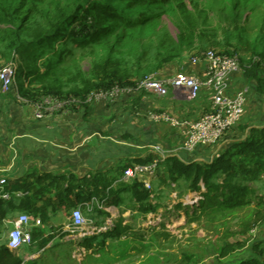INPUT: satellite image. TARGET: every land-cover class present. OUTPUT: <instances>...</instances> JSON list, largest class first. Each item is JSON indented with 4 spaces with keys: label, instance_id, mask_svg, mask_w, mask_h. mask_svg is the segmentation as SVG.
Wrapping results in <instances>:
<instances>
[{
    "label": "rangeland",
    "instance_id": "374dc122",
    "mask_svg": "<svg viewBox=\"0 0 264 264\" xmlns=\"http://www.w3.org/2000/svg\"><path fill=\"white\" fill-rule=\"evenodd\" d=\"M84 1L0 0V66L14 60L18 72L29 65L45 70L48 60H53L49 79L60 81L68 92L79 85L80 72L91 76L92 66L107 57L139 81L208 49L229 51L244 62L254 58V51L264 50V0H183L185 13L178 4L132 7L122 0H100L113 3L132 19L148 16L152 21L122 25L86 48H76L63 38L55 42L54 49L49 43L38 48L34 61L22 56L19 48L49 34ZM151 185L156 210L142 213L136 202L123 204V214L118 207H106L109 215L102 216L106 223L98 225L107 230L121 219L128 229L105 249L82 244L86 249L76 251L73 264H235L254 256L264 260V202L260 204L255 194L247 206L223 211L209 208L194 214L203 199L200 193L175 190L160 184L156 176ZM257 194L264 201V178ZM72 210L54 212L53 216L59 213L55 227L70 223ZM102 217L96 220L102 222ZM73 234L81 241L85 236ZM227 246L232 249L223 255ZM47 256L58 258L51 253Z\"/></svg>",
    "mask_w": 264,
    "mask_h": 264
},
{
    "label": "trees",
    "instance_id": "16d2710c",
    "mask_svg": "<svg viewBox=\"0 0 264 264\" xmlns=\"http://www.w3.org/2000/svg\"><path fill=\"white\" fill-rule=\"evenodd\" d=\"M122 1L128 2L132 7H161L178 4L181 12L187 11L182 5L183 0ZM149 21L152 19L148 16L132 19L110 2L85 0L49 34L37 39L35 43L23 45L18 50L24 58L34 61L38 58V48L46 43L54 49L55 42L65 38L66 43L73 44L76 48H86L94 42L106 39L122 25L134 27ZM54 51L55 55L58 54L57 50ZM253 53L255 56L251 61L241 60L243 72L247 78L256 80L257 90L264 93V50ZM48 61L45 70L38 65H29L27 70L21 68L20 74L17 69V77L20 74L19 79L22 81L19 85L20 91L28 101L39 100L44 96L56 98L75 96L81 99L80 104L88 107L91 103L87 102V99L93 91L112 88L115 85L127 87L136 85L138 82L131 78L129 72L119 66L118 61L107 57L92 66L91 76L88 77L80 72L79 85L65 92L63 91L64 85L60 81L49 79L54 62L53 60ZM26 82H28L27 87L24 84ZM154 157L155 154L150 153L146 158L129 161L120 169L124 172L133 163H146L152 161ZM156 177L160 184H166L175 190L200 193L203 199L193 210L194 214L209 208L223 211L247 206L251 204L253 194L260 199L259 202L262 204L263 195L257 194V185L264 178V126L252 127L245 139L232 142L210 161L187 162L177 155H170L160 163ZM5 190L9 191L12 196L7 202L0 199V204L15 202L16 192H23L24 195L18 198L20 206L40 219L41 224L46 225L53 218L52 214L63 208L80 207L87 217L93 219L96 225L101 226L106 221L98 222L96 217L109 215V212L104 209L105 206L118 207L121 214L125 212L122 205L131 202L138 203V210L142 213L156 210V206L151 203L153 190L145 188L143 182L139 180L126 182L109 177L104 171H96L80 177L72 172L55 174L35 170L24 176L8 179ZM122 222L119 219L105 231L83 236L82 244L90 248L104 247L108 241L119 239L128 229L127 226L122 225ZM60 229L61 227L56 230L60 231ZM31 233L33 242L36 239V233L33 231ZM51 238L53 236L44 237L41 245H46ZM231 249V246L223 248L222 254L229 253ZM22 263V257L14 253L6 242L0 241V264ZM235 264H264V260L259 256H254Z\"/></svg>",
    "mask_w": 264,
    "mask_h": 264
},
{
    "label": "crops",
    "instance_id": "0c3cea01",
    "mask_svg": "<svg viewBox=\"0 0 264 264\" xmlns=\"http://www.w3.org/2000/svg\"><path fill=\"white\" fill-rule=\"evenodd\" d=\"M191 60L166 65L155 72V77L169 81L177 71L184 70L203 78L205 62L194 64ZM21 82L17 77L16 86L10 91L0 89V177L7 179L35 170L55 174L72 172L80 177L104 171L109 177L121 179L123 171L120 167L137 158H146L156 144L173 151L183 161H210L232 142L245 139L252 127L264 126V93L257 90L256 80L247 78L243 71L232 76L230 86L231 91L248 89V100L240 121L225 133L218 145L192 153L181 148L184 139L181 128L168 122H155L150 118V112L165 110L181 119H196L212 103V91L206 87L199 98L188 101L179 97L174 87L168 95L161 96L149 89H138L136 83L127 86L131 90L116 101H96L88 107L80 104L67 112L48 111L38 119L20 91ZM24 84L28 86V82ZM14 197L15 202L11 204L0 197L6 201L0 204V241L7 243L12 222L21 213H26L31 215L29 228L36 233V239L13 251L22 257V264H73L76 251L86 248L81 240L74 239L76 234L63 231L67 223L60 231L56 230L59 213L48 225H37V218L20 206L18 198L22 195L15 194ZM104 209L108 210L106 206ZM49 234L53 238L41 245ZM62 234H65L64 238H61ZM109 244L108 241L104 247L97 248L105 249ZM49 253L58 258L48 257Z\"/></svg>",
    "mask_w": 264,
    "mask_h": 264
},
{
    "label": "built area",
    "instance_id": "2783aa9c",
    "mask_svg": "<svg viewBox=\"0 0 264 264\" xmlns=\"http://www.w3.org/2000/svg\"><path fill=\"white\" fill-rule=\"evenodd\" d=\"M202 61L206 64L203 78L179 70L169 81L165 82L150 75L139 80L136 85L138 89H149L161 96L168 95L171 87H174L177 95L188 101L199 98L204 87L212 91L211 106L196 119H181L165 110L150 112V118L155 122H168L173 127L182 129L184 139L181 148L190 153L200 148H210L218 145L225 133L240 121L248 100L247 88L231 91L230 87L232 76L236 72L243 71V63L238 55L208 49L198 53L191 60L194 64ZM17 69L18 65L14 60L0 66V89L2 91L8 92L16 86ZM130 90L129 87L119 85L108 89H98L89 95L87 102L116 101L123 93ZM81 102V99L75 96L64 98L44 96L39 100L28 101L34 116L38 119H42L48 111H70L72 107L80 105ZM152 149L151 154H155L152 161L133 163L124 170L121 179L126 182L139 180L144 183L145 188L151 189V178L157 176L160 163L168 156L175 155L173 151L165 149L161 145L156 144ZM219 154L218 151L215 156ZM7 181L6 177H0V197L3 199H10L12 196L9 191L5 190ZM16 194L24 195L23 192H16ZM71 216L72 221L64 227L63 231L90 235L105 230V228L96 225L93 219L84 216L80 207L74 209ZM12 223L13 226L7 237L8 247L15 251L26 243H32L29 215L21 213ZM36 224L40 225L41 220L36 219Z\"/></svg>",
    "mask_w": 264,
    "mask_h": 264
}]
</instances>
